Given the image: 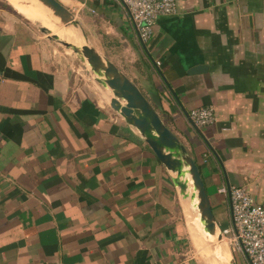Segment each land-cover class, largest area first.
<instances>
[{"label":"crops","instance_id":"1","mask_svg":"<svg viewBox=\"0 0 264 264\" xmlns=\"http://www.w3.org/2000/svg\"><path fill=\"white\" fill-rule=\"evenodd\" d=\"M60 1L100 53L160 94L157 110L199 163L222 229L231 222L222 187L264 202V0H176L179 14L158 20L147 47L180 103L128 8ZM21 5L44 7L0 0V264H209L175 175L111 108L112 92L33 24L80 45L73 31L52 13L37 23ZM201 64L207 71L189 73ZM200 106L215 109L201 130L222 163L184 113Z\"/></svg>","mask_w":264,"mask_h":264},{"label":"water","instance_id":"2","mask_svg":"<svg viewBox=\"0 0 264 264\" xmlns=\"http://www.w3.org/2000/svg\"><path fill=\"white\" fill-rule=\"evenodd\" d=\"M39 1L53 10L62 23L68 27L77 29L83 36L85 42L81 48L77 46L70 48V45L67 43L63 45L73 50L86 67H90L95 75V82L102 89H109L112 92L111 108L118 112L129 125L138 130L142 140L149 146L167 170L175 175L172 179L173 183L179 187L185 199L189 200L192 204V209L196 213L194 224L198 231L203 234V239L207 241L208 252L206 251L205 253L208 263L214 264L215 259L217 262L218 260L220 262L223 261V257L220 254V246L224 244L232 255L229 264H239L229 240L215 216L199 163L189 153L188 148L180 138L166 125L157 110V108L163 107L160 94L152 88L147 89V94L144 93L133 80L100 53L92 44L80 19L60 0ZM40 31L46 34L52 41L54 40L53 37H49L44 29H40ZM139 40L144 51L161 75L165 86L176 97L178 103H180L179 97L173 90V87L167 81L157 62L150 55L147 44L142 41L140 36ZM207 69V65H196L190 69L189 73H201L207 71ZM184 113L193 129L200 134L213 153L219 158L217 151L211 146L203 134L201 127L191 118L189 111L184 110ZM219 160L222 163L220 158Z\"/></svg>","mask_w":264,"mask_h":264},{"label":"built area","instance_id":"3","mask_svg":"<svg viewBox=\"0 0 264 264\" xmlns=\"http://www.w3.org/2000/svg\"><path fill=\"white\" fill-rule=\"evenodd\" d=\"M118 1L129 9L138 39L140 36L146 44L152 38L154 26L160 18L179 14L176 0ZM189 113L201 128L213 125L217 120L212 106H200ZM220 191L229 192L231 222L222 230L235 256L241 254L248 264H264V202H257L244 186H224Z\"/></svg>","mask_w":264,"mask_h":264},{"label":"bare ground","instance_id":"4","mask_svg":"<svg viewBox=\"0 0 264 264\" xmlns=\"http://www.w3.org/2000/svg\"><path fill=\"white\" fill-rule=\"evenodd\" d=\"M17 2L19 1V0H16ZM25 1V0H24ZM27 1H29V0H27ZM41 5H43L44 7H46V8H44V7H42V6H38V8H34L35 9V11L33 10H31V9H28V8H26V7H24V6H22L23 7V10H24V12H25V14L27 15V16H29L31 19H33L34 21H36L37 23L38 22H43V16H42V13H46V15L47 16H50L49 14H51L52 13V15L54 16L55 14H54V12H53V10H51L49 7H47L46 5H44L41 1H39V0H37ZM20 3H21V0H20ZM32 3H34V2H32ZM34 6H36L35 4H34ZM37 10V11H36ZM38 12V13H37ZM46 17V16H45ZM51 17V16H50ZM56 20V19H55ZM65 28L66 29H68V30H70V31H73V33L75 34V36H76V38H77V40L80 42V45H78V44H75V43H73V42H70V41H68V40H66V39H64V38H62L57 32L56 33H54L53 32V30L52 29H50V28H48V27H43V28H41V29H44L46 32H47V34H51V36L54 38V41H56V42H58V43H62V44H65V43H67V44H69L70 45V48H72L73 46H77V47H80L81 48V46L84 44V38H83V36L79 33V31L77 30V29H75V28H73V27H68V26H65ZM196 237V236H195ZM197 238V237H196ZM223 246H224V244H222L221 246H220V249H221V252H220V254L222 255V257H224V259H223V261L226 263V264H229V262L231 261V259H232V255L230 254V250L228 249V251L226 252V250L224 251L223 250ZM223 251H224V253H223Z\"/></svg>","mask_w":264,"mask_h":264},{"label":"rangeland","instance_id":"5","mask_svg":"<svg viewBox=\"0 0 264 264\" xmlns=\"http://www.w3.org/2000/svg\"><path fill=\"white\" fill-rule=\"evenodd\" d=\"M63 3V2H62ZM64 4V3H63ZM65 5V4H64ZM12 7V6H11ZM13 8V7H12ZM14 9V8H13ZM23 18L25 19V20H27V21H29L27 18H25L24 16H23ZM31 22V21H30ZM32 23V22H31ZM33 24V23H32ZM37 29H39V31H40V28L39 27H37L35 24H33ZM40 33L42 34V35H44V36H46V34H44L43 32H41L40 31ZM49 35V37H52L51 36V34H48ZM53 42H55L56 43V45L59 47V49H60V52H61V54L62 55H67L70 59H71V64H72V66H73V69H75V71H79V73H81L82 75H84L85 77L86 76H88V77H90V79H92V81H93V83H96L95 82V79H94V77H95V75L93 74V72L91 71V69H90V67H88L89 68V70H88V68L86 67V65L79 59V57L73 52V50H71V49H68L67 47H65L62 43H58V42H56V41H54L53 40ZM87 73H88V75H87ZM228 223V222H227ZM230 243V242H229ZM236 257V256H235ZM238 259H237V261H239L238 263H240V264H243V262L245 263V261H246V258L244 257V256H242L241 254H239L238 256ZM236 257V258H237ZM242 262V263H241ZM246 264H247V262H246Z\"/></svg>","mask_w":264,"mask_h":264}]
</instances>
